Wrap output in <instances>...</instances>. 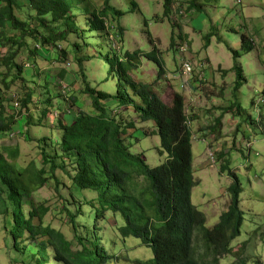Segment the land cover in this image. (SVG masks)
<instances>
[{
    "label": "trees",
    "instance_id": "obj_1",
    "mask_svg": "<svg viewBox=\"0 0 264 264\" xmlns=\"http://www.w3.org/2000/svg\"><path fill=\"white\" fill-rule=\"evenodd\" d=\"M128 1V11H134L136 2ZM161 2L162 16L169 18L175 0ZM180 2L185 3V12L201 10L202 3L196 0ZM107 13L114 18L123 12L114 8L110 0H103L102 7L92 0H0V139L24 134L35 142L34 150L40 155L39 161L32 158L21 165L17 162V144L0 146V230L4 242L9 238L17 252L12 264H105L115 258L99 232V224L109 217L115 218L122 238H138L151 250L150 258L134 259L133 264H220L221 258L230 255L231 242L241 233L244 212L240 206V180L226 157L219 170L226 171L231 179L225 188L228 204L218 221L211 228L206 227L205 214L190 200L191 189L197 183L190 128L195 117L187 114L181 92L174 91L169 102H165L153 86L155 81L134 76L142 58L157 67V76L161 74L160 51L155 46L150 51L133 52L116 48L113 40L115 37L121 42V30L113 31V26L107 25ZM144 21L147 25L148 19ZM218 30L209 27L203 36L205 48L212 37L222 42ZM236 32L238 46L224 42L232 66L222 72H232L234 77L231 104L221 108V112L230 111L235 116L241 111L237 94L246 82L240 58L255 48L252 37L241 28ZM146 33L149 35L148 30ZM70 34L80 39L73 43L74 50L86 47L87 51L96 52L95 62L103 68L104 75L102 80L97 75L95 85L81 66L74 78L78 83L76 90L70 88L74 82L63 68L57 76L66 81L64 88L53 81L55 75L40 79V74L33 72L39 66L38 60L44 58L39 49L52 48L51 59L55 61L64 57L65 50L59 42ZM178 37L184 38L180 34ZM170 45H174L172 36ZM20 54L25 55L26 66L32 68L30 75L24 72L23 62L16 60ZM75 58L92 57L86 53L81 58L75 54ZM99 84L104 86L98 88ZM13 86L18 89L16 94L12 92L16 105L11 103L7 108L12 111L6 113L2 101ZM77 92L86 97L89 110L75 112L70 107L67 98L74 103ZM261 99L264 104V97ZM115 107L130 109L141 122L151 121L159 137L155 149L164 156L159 165L150 167L142 153L131 150L128 138H133V133L129 129L138 128L133 121L113 113ZM23 113L26 127L21 132L17 116ZM214 120L209 127L211 133L218 130L221 116ZM33 125L47 128L49 134L33 137L28 129ZM57 171L62 175H57ZM65 178L70 181L67 196L59 190ZM44 186L52 189V197L59 204L50 206L48 201L34 200L35 192ZM73 189L94 195L76 200ZM51 209L63 213L72 233L70 239L59 229L42 223ZM257 231L255 228L248 240L239 243L235 264L250 260L243 255V247Z\"/></svg>",
    "mask_w": 264,
    "mask_h": 264
},
{
    "label": "rangeland",
    "instance_id": "obj_2",
    "mask_svg": "<svg viewBox=\"0 0 264 264\" xmlns=\"http://www.w3.org/2000/svg\"><path fill=\"white\" fill-rule=\"evenodd\" d=\"M92 1L98 7H102L103 0ZM134 1L136 2L134 11H128L131 6L128 0H110L114 8L123 12L114 18L111 13H107V25H112L113 31L121 30V42H117L114 37L113 45L116 48L121 46L129 52L150 51L155 46L163 60V72L157 76V67L142 58L134 76L142 81H155L153 86L165 102H169L174 91L184 95L186 112L195 117L190 121V128L193 176L197 183L191 189L190 200L205 214L206 227L211 228L218 221L219 214L228 204L225 188L231 179L226 171L219 170L220 164L226 157L242 186L240 206L244 212V220L241 233L231 242L232 252L221 258L220 264L237 262L239 243L248 240L255 228H258V231L243 247V255H248L250 259L247 264H264V104L261 99L264 97L262 93L264 90V0H196L197 3H202L198 13L193 10L185 12V3L175 0L169 18L162 16L161 0ZM145 19H148L147 25L144 24ZM211 26L218 27L220 33L217 32V35L222 37V42L212 37L210 44L205 48L203 36ZM230 28L235 30L231 31ZM237 28H241L245 35L253 38L255 48L248 54L243 53L240 58L246 82L241 85L237 94L241 111L235 116L230 111L221 112V108L231 104L234 77L232 72H222L232 66V57L224 42H230L233 46L237 43L238 46ZM179 34L184 38H179ZM171 36L174 42L172 46ZM79 41L76 35L70 34L66 40L59 42L61 49L65 50L64 57L60 61L51 59L54 54L52 48L48 47L45 51L39 49V53L44 58L38 60L39 66L33 72L39 73L40 79L44 75L47 77L55 75L53 81L57 82L59 88H64L66 81L63 82L57 76L58 71L63 68L69 80L74 82L70 88L76 90L78 83L74 78L81 66L91 83L95 85L94 81L98 80L97 75L101 80L103 79L104 70L99 68L98 62H95L94 49L88 51L86 47L73 49V43ZM86 53L92 58L81 60L75 58V54L81 58ZM16 60L23 62L24 72L28 75L32 73V68L25 64V55L20 54ZM183 61L189 62L191 66L189 74L181 69ZM103 86L104 84L97 85L98 88ZM15 91L18 89L13 86L11 91L4 94L2 103L6 113H11L12 110L7 108L11 103L16 105V100L12 96V92L16 94ZM76 94L78 97L74 103L67 98L70 107L75 112L79 109L89 110L86 97L78 92ZM113 109L115 110L113 113H119L123 120L133 121L138 128L136 131L129 129V132L133 133V138H128L131 150L142 153L150 167L159 165L164 160V156L159 155L155 149L159 144V137L154 133L151 121L141 122L130 109L123 107ZM218 116H221L220 125H217L218 130L211 133L209 127L214 124V119ZM17 120L19 131H24L26 127L24 113L17 116ZM28 129L33 137L49 134L48 129L43 126L33 125ZM14 144L19 148L20 153L17 157L19 164L26 165L32 158L39 159L40 155L34 150L35 142L27 140L24 134L0 139V146ZM220 153L225 156L221 158ZM38 161L36 163L39 166ZM56 174L62 175L59 171ZM68 185L70 181L65 178V184L59 188L64 196L69 192ZM52 193V189L44 186L35 192L33 198L39 203L48 201L47 204L50 206L53 203L59 204L58 199L52 197ZM73 193L76 200L81 196L90 198L94 195L88 191L78 193L74 189ZM61 217H64L63 213L59 214L57 209H51L43 217L42 223L59 229L67 239H70L72 235L70 226L65 222V217ZM116 223L114 217H109L106 222L99 224L102 225V231L99 232L107 240L106 247H110V251L115 256L105 264H133L134 259L150 258L151 250L140 244L138 238L133 236L122 238L117 232ZM13 256L18 257L17 252L11 247L9 238L4 242L0 230V264L14 263ZM257 260L259 263H256Z\"/></svg>",
    "mask_w": 264,
    "mask_h": 264
},
{
    "label": "built area",
    "instance_id": "obj_3",
    "mask_svg": "<svg viewBox=\"0 0 264 264\" xmlns=\"http://www.w3.org/2000/svg\"><path fill=\"white\" fill-rule=\"evenodd\" d=\"M181 69L183 72L189 74L191 71V66H190L189 62L183 61L182 65H181Z\"/></svg>",
    "mask_w": 264,
    "mask_h": 264
}]
</instances>
